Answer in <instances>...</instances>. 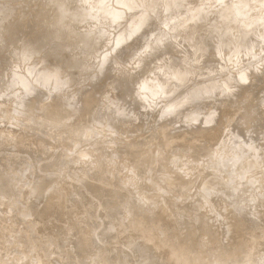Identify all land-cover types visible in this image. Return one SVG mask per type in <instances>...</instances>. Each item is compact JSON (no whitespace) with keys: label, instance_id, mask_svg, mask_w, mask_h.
<instances>
[{"label":"rangeland","instance_id":"1","mask_svg":"<svg viewBox=\"0 0 264 264\" xmlns=\"http://www.w3.org/2000/svg\"><path fill=\"white\" fill-rule=\"evenodd\" d=\"M48 1L0 0V22L4 21L1 23L4 34L0 38V264H193L191 259L196 258V255L188 259L178 258L179 250L189 247L199 248V253L203 254L207 250L206 253L211 251L208 253L211 255L206 254L205 263L200 260L201 264H206L209 258L214 257H219L214 258V261L219 260L217 264L226 258L231 261L235 258L233 264L263 263L264 207L263 210L261 208L264 206V187L261 191H254L255 181L252 177L255 176L256 180L264 179V164L254 170L257 163L251 161L254 167L245 173L235 171L238 162L233 160L250 157L248 159L254 158L255 161L259 152L264 153V74L259 73L253 84L249 85V81L246 83L251 87L247 89L244 100L236 98L234 101L229 100L231 103L225 101L226 105L221 104L223 107L217 104V107L210 106L205 110H201L202 105H197L192 108L191 112L195 115L192 120L189 117L179 120L168 117L170 110H165L177 100L179 93L191 87H206L214 82L222 87L229 79L243 76L249 80L251 74L262 70L264 32L246 34L244 39L241 38L239 29L234 26H241L243 22L231 19L232 16L236 18L238 10V14L234 12L231 17L224 16L225 21H231L229 25L214 21L179 40L170 38L164 42L167 48L164 53L160 51L148 55L147 67L150 68L146 75L158 73L167 61L175 59L176 65L188 67L196 79L178 83L177 88L169 91L166 96L161 92L156 96L157 82L154 77H150L151 81L148 79V83L141 84L139 89L136 83L141 79V74L136 75L139 69L133 68L130 63L132 58L135 60L147 55V49L156 39L153 34L164 33L168 29L167 19L169 22L172 13L163 11L159 19L155 18L157 22L151 19L153 16L147 17L148 12L140 7L138 0H54L55 4L63 2L72 10L82 6L91 14L80 29L70 31L66 36L53 29L58 15L48 13ZM152 1L163 7L165 5L166 8L183 3L181 11L177 9L175 13L181 16L187 14L185 10L190 9L189 4L195 8L194 5L200 6L211 0H184L186 3H180V0H176L177 3L175 0ZM75 11L77 12L66 17L69 27L79 20L78 13L81 10ZM253 14V11L250 12L246 20L254 18ZM42 17L48 19L49 23L43 20L42 24L39 20ZM12 20L16 22L13 23ZM258 21L263 23L264 17ZM97 36L104 38V44L101 42L103 45L90 44ZM176 44L188 49H180ZM233 45L236 47L235 51L230 50ZM221 46L222 50L219 49ZM3 47L9 50L5 51ZM46 59L50 61L47 62ZM154 60H157L156 64L151 67ZM43 65L45 68H42ZM47 65L49 68H46ZM50 67L52 70L59 67L57 70H60L61 78L67 81L51 88L48 81H53L55 76L42 71H52ZM20 68L26 72L22 79L17 74ZM114 68H118L116 70L124 73L125 77L118 79ZM207 69L211 71L208 72ZM83 71L89 72L86 74ZM14 74H17L16 82ZM144 75L142 76L145 77ZM116 80L119 81L115 82ZM28 87L33 90L29 91ZM106 92L110 96L133 103L130 105L131 110L133 108L136 112L140 106L134 104L139 102L142 93L147 94L150 97L147 102L151 105L144 112L146 117L142 118L140 125L136 122L135 128H124L128 133L114 136L116 134L105 127L98 128L100 124H96L90 114L84 113L81 116L78 113L71 118V114L64 110L62 103L68 96L71 97L73 106H84L90 99L88 102H96L92 106L96 107L105 99ZM258 107H261L260 110ZM94 109L92 112L98 110ZM214 115V123L200 126L199 122L212 119ZM133 129L134 132L130 133ZM79 132L87 134L86 138ZM108 134L114 136V139L117 137L118 143H113L116 140L111 142L114 139ZM103 135L104 143L101 140ZM225 144H230L231 160L225 167L217 163L210 164L208 157L195 161H187V157H182L202 150L205 145L214 157H219ZM256 147L260 149L259 152ZM99 151L102 153L100 156ZM204 151L203 154L207 153ZM95 153L104 160L97 159ZM89 154L91 158L96 157V162H89ZM78 158L80 165L76 163ZM81 160L84 161L82 164ZM223 176L237 179L234 186L248 185V193L256 192L262 197L255 204L247 203L248 195L236 191L241 186L235 188V191H228L217 184V178L224 184ZM202 179L211 181L210 191L205 189ZM171 185L176 189H170ZM155 191H173L171 197H167L162 213H158L156 199L145 197V194H155ZM122 195L126 196L124 201H117ZM226 198L229 200H225ZM146 220L149 224L143 223ZM246 229H250V233ZM141 233L150 236L146 238ZM250 242H254V246ZM172 244L174 247H171ZM170 247L174 253L170 252ZM175 247L179 248L178 252L177 249H172ZM213 253L216 256L208 257L213 256ZM228 254L233 257L230 258ZM199 259L196 258L197 262H200ZM224 260L223 264L227 261L232 264L230 260L226 259L225 263ZM214 261L210 260L209 264H215ZM197 262L194 260V264Z\"/></svg>","mask_w":264,"mask_h":264},{"label":"bare ground","instance_id":"2","mask_svg":"<svg viewBox=\"0 0 264 264\" xmlns=\"http://www.w3.org/2000/svg\"><path fill=\"white\" fill-rule=\"evenodd\" d=\"M39 1V0H38ZM73 1V0H72ZM176 1V0H175ZM189 1V0H188ZM11 2V1H10ZM75 2V1H74ZM136 2V1H135ZM137 2H139V4H140V7L145 11V12H148V15H147V17H150V16H153L151 19H154L155 20V18L156 19H159V17H161V15H162V12L163 11H169L170 13H172V14H170L171 16H170V19H169V22H168V19H167V24H166V27H168V29H169V32L167 33L166 31H168V29L166 30L165 28H164V30H166L164 33H155V34H153V37H155L156 39L151 43V46H150V48L149 49H147L148 51L146 52V54L147 55H145V56H141L139 59H135V60H133V58H132V60H131V66L133 67V68H135V69H139V72L137 71V74L136 75H138V74H141V79H139V81L136 83V85H137V87H139V89H141V84H145V83H148V79L150 78V77H154V79H155V81L157 82V83H155L156 84V96L161 92V93H164V96H166V94L167 93H169V91L170 92H172V91H174V90H172V89H176L177 88V84L178 83H183V82H187V81H194V79H196V78H194V76L190 73V72H192V71H190V69L188 68V67H183V66H179V65H176L175 63H174V61H175V59H172V60H169V61H165L166 63L161 67V70L158 72V73H156V74H154V75H152L151 73H149L148 75H146V72H147V70H148V68H150V67H147L148 65V63H149V59L147 58L148 57V55H151V54H155V53H159L160 51H162L163 53L166 51V49L167 48H165V45H164V42H166V41H168L170 38H172V39H176V40H179V39H181L182 38V36H188L189 34H192V33H194V31L196 30H201L202 28H204V26L205 25H207L208 26V24L210 23V24H212L211 22H214V21H216L217 23L219 22V23H225L226 25H229L230 23H231V21H230V23H229V21L227 20V21H225L223 18H224V16H232V14L234 13V12H236L237 14H238V10H239V14L236 16V18L235 17H231V19H232V21H238V20H241L242 22H243V25H241V26H234L236 29L238 28L239 29V35H240V37L241 38H245V35L246 34H261V33H263L264 32V22L263 23H259V21H258V19H260V18H263L264 17V0H211V1H208L206 4H202V5H200V6H196V5H194V7L195 8H192V5H190L189 4V6H191V7H189L190 9H188V10H185V9H183V10H185V11H187L186 13V15H179V13L178 14H176L175 15V13H176V11H178L181 7H183V3L182 2H184V3H186L184 0H180V3H182L181 5L179 4L178 6H176V5H174L173 4V6L174 7H171V8H166L167 6H165L164 5V7L166 8V10H165V8L163 7V6H161V4H158V3H156V2H154V1H152V0H138ZM136 2V3H137ZM178 1H176V3H177ZM202 2V1H201ZM45 3V2H44ZM73 3V2H72ZM192 4V3H191ZM67 5H69L68 3H67ZM188 5V4H187ZM47 6L50 8V9H48L49 10V12L48 13H52V12H54V13H57V22H56V24H54L53 25V29L54 30H57V31H61V33H63L64 35H66V36H68V34H70V31H73V30H77V28H79V27H81L82 26V24L84 25L86 22H87V20H89L90 19V17H91V14H89V13H87L84 9H83V7L81 6V7H77L76 9H80L81 11L78 13V21L77 22H75V23H72L71 25V27H69V25L70 24H67L66 23V17H68V16H70V14H74V13H76L77 11H75V10H72V8L71 9H69L68 7H70V6H66L63 2H57L56 4H55V1L54 0H49L48 1V3H47ZM139 6V5H138ZM47 8V7H46ZM45 8V9H46ZM51 8L53 9V10H51ZM164 8V9H163ZM176 8V9H175ZM44 9V8H43ZM42 9V10H43ZM178 9V10H177ZM182 9V8H181ZM181 9H180V11H181ZM41 10V9H40ZM41 10V11H42ZM46 11V10H45ZM254 12V14L253 15H255L254 16V18H252V17H250V20H246L247 19V15L250 13V12ZM167 12H164L165 14H167ZM163 13V14H164ZM44 14V13H43ZM53 14V13H52ZM51 14V15H52ZM39 15H42L41 13L39 14ZM50 15V16H51ZM55 15V14H54ZM46 16H48V15H46ZM45 16V17H46ZM110 16V15H109ZM108 16V17H109ZM15 17V16H14ZM41 17V16H40ZM39 17V18H40ZM47 18V17H46ZM36 19V18H35ZM42 19V20H41ZM41 19H39L40 21H42L41 23L43 24L44 22H43V20L45 21V22H47V23H49V20L48 19H44L43 17L41 18ZM150 19V21H154V20H151ZM2 22H0V38H1V36L4 34V28H3V26H2V24L1 23H3L4 21L3 20H1ZM10 21V20H9ZM155 21H157V20H155ZM11 22H13V20L11 21ZM16 22V21H15ZM15 22H13V23H15ZM58 22H59V24H58ZM109 22V21H108ZM148 22V21H147ZM158 22V21H157ZM19 23V22H18ZM39 23V22H38ZM38 23H36V24H38ZM41 23L39 24V25H41ZM141 23V22H140ZM143 23H144V21H143ZM142 23V24H143ZM229 23V24H228ZM8 24H10V23H8ZM108 24V23H107ZM139 24V23H138ZM137 24V25H138ZM147 24V23H146ZM209 24V25H210ZM38 25V26H39ZM47 25V24H46ZM51 25V24H50ZM103 25V24H102ZM11 26H13V25H11ZM36 26V25H35ZM139 26H140V24H139ZM138 26V27H139ZM40 27V26H39ZM47 27H48V25H47ZM47 27H45V29L47 28ZM165 27V26H164ZM206 27V26H205ZM210 27H212V26H210ZM69 28H71V30H69ZM208 28V27H207ZM80 29V28H79ZM237 29V30H238ZM14 30V29H13ZM43 30V29H42ZM49 30V29H48ZM47 30V31H48ZM163 30V31H164ZM157 31V30H156ZM154 32H155V30H154ZM153 32V33H154ZM159 32V31H158ZM199 33V32H198ZM13 34V33H12ZM47 34V33H46ZM48 35V34H47ZM96 35H98V34H96ZM100 35V34H99ZM10 36V35H9ZM52 36V35H51ZM10 38V37H9ZM48 38L49 39H51L49 36H48ZM152 38V37H151ZM5 39H6V37H5ZM10 40V39H9ZM152 40V39H151ZM8 41V39H6V42ZM51 41V40H50ZM103 41V42H102ZM108 41V40H107ZM5 42V41H4ZM5 42V43H6ZM101 42L104 44V42H105V40H104V38L103 37H101V36H97L96 38H94V39H92L91 41H90V44H92L93 46L94 45H99V44H101ZM52 43V42H51ZM233 43V42H232ZM54 44V43H53ZM72 44V43H71ZM103 44H101V45H103ZM108 44V43H107ZM231 44V43H230ZM234 44V43H233ZM232 45V44H231ZM9 46H11V45H9ZM54 46H56V45H54ZM119 47H121V46H119ZM176 47H178V48H180V49H182L183 47L182 46H179V45H177L176 44ZM225 47V46H224ZM4 48V47H3ZM6 48V47H5ZM5 48H4V50H5ZM222 48H223V46H221V48H219L220 50H222ZM27 49H28V47H27ZM54 49H56L55 47H54ZM183 49H188V47H185L184 46V48ZM9 50V49H8ZM8 50H5V51H8ZM57 50V49H56ZM231 51H235L236 50V47H235V45H233V47L230 49ZM247 50V49H246ZM13 51V50H12ZM27 51V50H26ZM36 51V50H35ZM58 51V50H57ZM177 51V50H176ZM24 53H25V48H24V51H23ZM28 52V51H27ZM38 52H40L39 50H38ZM17 53H18V51H17ZM20 53V52H19ZM18 53V54H19ZM22 53V52H21ZM29 53V52H28ZM62 53V52H61ZM142 54V53H141ZM22 55H25V54H22ZM157 55V54H156ZM192 55H194V54H192ZM197 55H198V53H197ZM17 56V55H16ZM65 56V55H64ZM63 56V57H64ZM12 58V57H11ZM59 57H57V59H58ZM105 58V57H104ZM108 58V57H107ZM162 58V57H161ZM63 59V58H62ZM151 59H152V57H151ZM47 60V59H46ZM49 60V59H48ZM48 60H47V62H48ZM53 60H54V58H53ZM60 60V59H59ZM65 60V59H64ZM76 60H77V58H76ZM42 61V60H41ZM50 61V60H49ZM56 61V60H55ZM73 61V60H72ZM71 61V62H72ZM157 60H154V61H152L151 62V67H152V65L154 64H156L155 62H156ZM69 62V61H68ZM7 63H11V62H7ZM52 63V62H51ZM100 63V62H99ZM171 63V64H170ZM70 64V63H69ZM93 64V63H92ZM18 65V64H17ZM20 65V64H19ZM44 65H46V64H44ZM43 65V66H44ZM51 65V64H50ZM72 65V64H71ZM8 66H9V64H8ZM48 66V65H47ZM117 66V65H116ZM12 67V66H11ZM89 67H91V66H89ZM98 67V66H97ZM8 68V67H7ZM42 68H45V66L44 67H42ZM46 68H49V66L48 67H46ZM51 68V67H50ZM57 68V67H56ZM121 68V67H120ZM119 68V69H120ZM9 69V68H8ZM29 69V68H28ZM31 69V68H30ZM57 69H59V67L57 68ZM57 69H55V70H52V68H51V70L52 71H50V70H42V71H45V74H46V72H49L50 74H52L53 76H55L54 77V80L53 81H48V84H50V86H51V88L52 87H54V86H57V85H60V84H62V83H64L65 81H67L66 79H64V78H61V75H60V70H57ZM116 69H118V68H114V73H115V76L116 77H119L118 79H120V78H122V77H125V76H123V74L124 73H121V71H120V73H119V70H116ZM90 70H92V68H90ZM89 70V71H90ZM94 70H95V68H94ZM26 71H28V70H26ZM79 71V70H78ZM88 71V72H89ZM100 71H101V69H100ZM151 71V70H150ZM149 71V72H150ZM207 71L208 72H210L211 70L210 69H207ZM80 72H82V70L80 71ZM84 72V71H83ZM88 72H84V73H88ZM91 72V71H90ZM8 73V72H7ZM25 71L22 69V68H20V70H19V72H17V74H19L18 76H20V78L22 79L23 77H25L26 75H25ZM97 73V72H96ZM203 73H204V70H203ZM259 73H262V74H264V66L262 67V70H259V71H257V73H255V74H251L249 77H248V79L249 80H247V78L246 77H244L243 78V76L242 77H237V78H232V79H229V82H226V83H224V85L222 86V87H219L218 86V83H210L208 86H206V87H196V86H194V87H191L190 89H187V90H185V91H183L182 93H179L180 95H178V96H176V98H177V100L176 101H174L173 103H171V104H169L168 105V108L165 110V111H168V110H170V112H169V114H168V117H171V118H178V120H179V118H191V119H189V120H192V119H194V117H195V115L193 114L194 112H191L192 111V108H194V107H196L197 105H199V106H201L202 105V107L204 108H202L201 110H205V109H207V108H209L210 106H216L217 107V104H218V106H220L221 104L222 105H224L225 103V101H229V100H235L236 98H238L237 100H239V99H245L246 98V94L248 93V90L247 89H249L251 86H249V85H251V84H253V82H255L256 81V78L259 76L258 74ZM5 74V73H4ZM17 74H14V76H15V78H14V81L15 80H17ZM29 74V73H28ZM44 74V75H45ZM104 74V73H103ZM112 74H113V72H112ZM143 74H145L144 76L145 77H143L142 75ZM194 74V73H193ZM205 74V73H204ZM51 75V76H52ZM126 75V74H125ZM5 76V75H4ZM50 76V77H51ZM63 76H65V74H63ZM49 77V78H50ZM143 77V78H142ZM152 77V78H153ZM83 78V77H82ZM69 79V78H68ZM81 79V78H80ZM130 79V78H129ZM38 80H41V79H38ZM37 80V81H38ZM73 80H74V78H73ZM150 80V79H149ZM36 81V82H37ZM42 81V80H41ZM72 81V80H71ZM75 81V80H74ZM73 81V82H74ZM119 80H116L115 82H118ZM129 81V80H128ZM151 81V80H150ZM249 81V85L248 84H246L247 82ZM6 82V81H5ZM8 82V81H7ZM16 82V81H15ZM40 82V81H39ZM81 82V81H80ZM91 82V81H90ZM173 82H175V83H173ZM41 83V82H40ZM43 83V82H42ZM47 83V82H46ZM68 84V83H67ZM72 84V83H71ZM91 84V83H90ZM73 85V84H72ZM71 85V86H72ZM78 85V84H77ZM76 85V86H77ZM166 85V86H165ZM170 86V88L168 89H166V87L167 86ZM246 85H248L249 87L247 88V86ZM153 86V85H152ZM136 87V86H135ZM145 87V86H144ZM2 88V87H1ZM0 88V89H1ZM4 88V87H3ZM5 88H7V87H5ZM4 88V89H5ZM68 88H69V86H68ZM72 89L73 88H75V87H71ZM151 88V87H150ZM28 89H29V91H31V90H33L32 88H30V87H28ZM114 90L116 89V88H113ZM70 90V89H69ZM69 90H67V91H69ZM145 90H146V88H145ZM155 90V89H154ZM153 90V91H154ZM75 91H76V89H75ZM75 91H74V96H75ZM168 91V92H167ZM69 92H71V90L69 91ZM250 92V91H249ZM70 94V93H69ZM68 94V95H69ZM71 94H73V93H71ZM67 95V94H66ZM67 95V96H68ZM106 95V96H105ZM105 99L103 100V99H101V100H103L99 105H97L96 107H92V106H94L95 104H96V102H88L90 99H88L87 101H86V103H84V106H73V104L70 102L71 101V97L70 96H68L67 98H65V100H64V102L62 103L64 106V110L65 111H67L69 114H71V118H73L75 115H77L78 113H79V115H83L84 113L85 114H90L91 116H93V119L95 120V122H96V124H97V122L100 124V125H98L99 127L98 128H100V126H103V127H105L108 131H110L111 133H114V134H116V135H114V136H117L119 133H123V132H127L126 131V129L124 130V128H126V127H128V126H134V128H135V125H134V123H136V122H139V125H140V123H141V121L143 120L142 118L144 117H146V115L144 114V112L145 111H147L149 108H147V107H149L151 104H149L148 102H147V100L150 98L147 94H145L144 95V93H142L141 94V96H140V100H139V102L137 103V104H134V105H139L140 106V109L136 112V111H134L133 110V108H132V110H131V106L130 105H132V104H130L128 101H126V99H120V98H116V97H113V96H110L109 95V92H106L105 93ZM144 95V96H143ZM73 96V97H74ZM70 98V99H69ZM77 98V97H76ZM96 99V98H95ZM79 100V99H78ZM77 100V101H78ZM235 101V102H238V101ZM133 101H135V100H133ZM83 102V101H82ZM136 102V101H135ZM230 102V101H229ZM228 103V102H227ZM231 103V102H230ZM233 103V102H232ZM75 105V104H74ZM221 105V106H222ZM226 105V104H225ZM230 105V104H229ZM263 106H264V104H262ZM261 106V105H260ZM223 107V106H222ZM221 107V108H222ZM230 107V106H229ZM229 107H227V108H229ZM98 109L97 111H93L92 112V110L93 109ZM211 108V107H210ZM244 108V107H243ZM259 108H261V107H258L257 109H259ZM94 109V110H95ZM156 109V108H155ZM215 109V108H214ZM257 109H256V111H257ZM164 110V109H163ZM162 110V111H163ZM260 110V109H259ZM259 110H258V112H259ZM262 110H263V107H262ZM252 111H255V110H252ZM206 112V111H205ZM261 112V111H260ZM253 113V112H252ZM264 113V112H263ZM254 114V113H253ZM252 114V115H253ZM256 114V113H255ZM81 115V116H82ZM204 115H205V113H204ZM216 115H217V113H216ZM216 115H214V117L212 118V119H208V120H205V119H203V121L202 122H199V124H200V126H201V124L203 125V124H211V122H213L214 123V121H215V116ZM251 116V115H250ZM206 117V116H205ZM198 118H199V116H198ZM97 119H98V121H97ZM201 119H202V117H201ZM207 119V118H206ZM198 120V119H197ZM100 121V122H99ZM50 122H54V121H51L50 120ZM147 122L145 121V124H146ZM53 125V124H52ZM84 125V124H83ZM147 125V124H146ZM216 125V127L218 126V123L217 124H215ZM97 126V125H96ZM67 127V126H66ZM86 127V126H85ZM137 127V126H136ZM64 128V127H63ZM95 128H97V127H95ZM83 129V128H82ZM86 129V128H85ZM84 129V130H85ZM101 129H103V128H101ZM132 129V128H131ZM258 129V128H257ZM74 130V129H73ZM88 130V129H87ZM107 130H104L103 129V131H105V132H108ZM137 129H135V131H136ZM79 131H81V130H79ZM83 131V130H82ZM138 131V130H137ZM71 132V131H70ZM87 131H85V133H86ZM94 132V131H93ZM97 132V131H96ZM100 132V131H99ZM109 132V133H110ZM130 133L131 132H134V129L131 131H129ZM139 132V131H138ZM198 132V131H197ZM79 133H81V132H79ZM78 133V134H79ZM88 133V132H87ZM128 133V132H127ZM262 133V132H261ZM81 134H83V132L81 133ZM125 134V133H124ZM74 135V134H73ZM86 135L87 134H83V136L86 138ZM97 135V134H96ZM106 135V134H105ZM105 135H103V139H101L102 140V142L103 141H105L104 140V136ZM109 136H110V134H108ZM107 135V136H108ZM112 135V134H111ZM261 135V134H260ZM82 136V137H83ZM109 136H108V138H109ZM114 136L112 137V136H110L111 137V139H114ZM165 136H167V135H165ZM81 137V138H82ZM99 137V136H98ZM119 137V136H118ZM168 137V136H167ZM95 138V137H94ZM101 138V137H100ZM117 138V137H116ZM116 138L114 139V140H111V142L112 141H115L116 140ZM210 138V137H209ZM263 138H264V136H262V140H263ZM105 139H106V137H105ZM110 139V138H109ZM109 139L107 140V143L109 142ZM166 139V138H165ZM170 139V138H169ZM196 139V138H195ZM198 139V138H197ZM260 139V138H259ZM83 140H85V139H83ZM120 139L118 138V141H119ZM161 140H163V141H166V140H164V139H161ZM168 140V139H167ZM210 140H211V138H210ZM213 140V139H212ZM76 141V140H75ZM90 141V140H89ZM98 141V140H97ZM207 141V140H206ZM2 142V141H1ZM111 142L109 143V144H111ZM120 142H121V140H120ZM119 142V143H120ZM209 142V141H208ZM212 142V141H211ZM100 143V142H99ZM104 143V142H103ZM102 143V144H103ZM106 143V144H107ZM113 143H118L117 142V140L115 141V142H113ZM166 143V142H165ZM74 144V143H73ZM169 144V143H168ZM98 145V144H97ZM97 145H96V147H97ZM112 146H113V144H111ZM226 146L225 147H223L224 148V150H222L221 151V155H219V157H214L212 154H211V151H210V149L208 150L207 149V147H206V145L203 147V148H201L202 150H196V151H194V152H192V153H190V155L189 156H182V157H187L188 159H187V161H195V160H197V159H199V158H205V157H208V160H209V162H210V164H212V163H217L218 165H221V166H227V164L228 163H230L231 162V160H230V154H229V151H230V144H225ZM23 146V145H22ZM77 146V145H76ZM79 146V145H78ZM107 146V145H106ZM25 147V146H24ZM27 147V146H26ZM64 147V146H63ZM91 147V146H90ZM93 147H95V146H93ZM102 147V146H101ZM262 147V146H261ZM72 148V147H71ZM100 148V147H99ZM103 148H104V145H103ZM232 148V147H231ZM257 148V147H256ZM255 148V149H256ZM101 149V148H100ZM188 149H190L189 147H188ZM259 148H257V150H258ZM87 150V149H86ZM203 150H205V151H207V153H202V151ZM260 150V149H259ZM259 150H258V152H259ZM262 150V149H261ZM72 151V150H71ZM82 151H83V149H82ZM204 151V152H205ZM70 152V151H69ZM257 152V153H258ZM100 151H99V156H100ZM96 154V153H95ZM102 154V153H101ZM128 154L129 153H127L126 154V156H128ZM256 154V153H255ZM87 156H88V154H86ZM98 155L96 154V156H97V159H103V157H98ZM119 155V154H118ZM123 156L122 157H124V155H125V153H123L122 154ZM87 156H84L83 155V157H87ZM89 159L91 160V159H93V160H95V158H91V155L89 154ZM94 156V155H93ZM92 156V157H93ZM258 156H260V157H258ZM141 157H143V153H142V156ZM146 157V156H145ZM258 157V158H257ZM257 157H256V159H255V161H254V158L253 159H248V158H250V157H248V158H241V159H238V160H236V159H234L233 161H237L238 162V167L237 168H235V171H238V172H240V171H244L245 173H247V172H250L252 169H253V167H254V165H252V162L254 163V162H256L257 163V167H255L254 168V170H258L260 167H261V165L262 164H264V153H262V152H259L258 154H257ZM88 158V157H87ZM117 158H118V156H117ZM169 158H170V156H169ZM252 158V157H251ZM81 159H82V157H81ZM89 159H87V160H89ZM96 159V160H97ZM17 160V159H16ZM80 160V158H78L77 160H76V163L78 164V161ZM83 160V159H82ZM81 160V164H82V162H84V161H86L85 159H84V161H82ZM89 160V162H96V160L95 161H93V160H91L90 161ZM104 160V159H103ZM140 160V159H139ZM138 160V161H139ZM99 161V160H98ZM142 161V160H141ZM252 161V162H251ZM16 162V161H15ZM144 162V161H143ZM105 163V162H104ZM234 163V162H233ZM89 164V163H88ZM93 164V163H92ZM92 164H90V165H92ZM108 164V163H107ZM255 164V163H254ZM78 165H80V164H78ZM87 165V164H86ZM99 165V164H98ZM234 165V164H233ZM82 166V165H81ZM85 165H83V167H84ZM88 166V165H87ZM263 167V166H262ZM90 169V168H89ZM109 169V168H108ZM101 170V169H100ZM103 170V169H102ZM115 170V169H114ZM96 171V170H95ZM104 171H105V167H104ZM103 171V172H104ZM218 171V170H217ZM234 171V170H233ZM113 173H115L114 171H112ZM125 172V171H124ZM215 172H216V169H215ZM241 172V173H242ZM96 173V172H95ZM100 173V172H99ZM183 173V172H182ZM237 173V172H236ZM235 173V174H236ZM244 173V175H246ZM251 174V173H250ZM178 175H180L179 173H178ZM229 175V174H228ZM236 175H239V173L238 174H236ZM243 174H241V176H242ZM231 177V176H230ZM233 177V176H232ZM238 177V176H237ZM243 177V176H242ZM245 177V176H244ZM252 177V176H251ZM250 177V178H251ZM263 178V177H262ZM119 179V178H118ZM208 179V178H207ZM222 179H224V184H221V182H220V179L219 178H217V179H215V181H218L217 182V184H219L220 186L222 185V186H224V188L226 189V190H233V191H235L234 189L235 188H237V187H240L238 190H236L237 192H239V193H241V194H247L248 195V197L246 198V202L247 203H249V204H252L253 202V204H255L256 202L255 201H257L259 198H261L262 196H258V194L256 193V192H253V193H248L247 191H246V187H248V185L246 186V185H238V186H234L233 185V183L234 182H236L237 181V179H235V180H233V179H229L228 177H226V176H223L222 177ZM239 179V178H238ZM241 179V178H240ZM252 179L255 181V185L253 186V188H254V191H257V190H259V191H261L262 190V188L264 187V179H255V176L254 177H252ZM202 181H203V183H204V186H205V189L207 190V191H210L211 189H212V184H211V181H207L206 179H202ZM241 181V180H240ZM154 183V182H153ZM257 183V184H256ZM9 184V183H8ZM156 184V183H155ZM152 185H154V184H152ZM157 185V184H156ZM156 185H154V186H156ZM2 186V185H1ZM129 186V185H128ZM151 186V185H150ZM125 187V186H124ZM171 187H172V185H171ZM10 189V188H9ZM9 189H6V190H9ZM170 189H172V190H175L176 189V187L175 186H173L172 188H170ZM1 190V189H0ZM157 190V189H156ZM220 191V190H219ZM2 192V191H1ZM12 192V191H11ZM217 192V191H216ZM173 193V191H169V192H164V193H158V191H155V194H151V195H146L145 194V197L147 198V199H151V200H154V199H156L157 200V202H158V206H157V210H158V213H162V211H163V209L165 208V206H166V204H167V202H166V199H167V197L168 196H170L171 197V194ZM209 193V192H208ZM4 194V193H3ZM11 194V193H10ZM21 194V193H20ZM140 194V193H139ZM217 194V193H216ZM220 194V193H219ZM218 194V195H219ZM6 195H7V193H6ZM5 195V196H6ZM129 195V194H128ZM225 195V194H224ZM201 196V195H200ZM230 196H231V194H230ZM9 197V196H8ZM125 195H122V196H119L118 197V199H116L117 201H124V199H125ZM203 198V197H202ZM201 198V199H202ZM236 198V197H235ZM192 199V198H191ZM196 199H198V198H196ZM222 199V198H221ZM263 199V198H262ZM2 200V199H1ZM141 200V199H140ZM159 200V201H158ZM169 200V199H168ZM225 200H229V199H225ZM231 200V199H230ZM208 201V200H207ZM236 201V200H235ZM146 202V201H145ZM170 202V201H169ZM204 202V201H203ZM237 202V201H236ZM235 202V203H236ZM258 202V201H257ZM121 203V202H120ZM138 203V202H137ZM208 203V202H207ZM140 204V203H139ZM120 205V204H119ZM135 205V204H134ZM153 205V204H152ZM233 205V204H232ZM260 205H263V204H260ZM118 206V205H117ZM124 206V205H123ZM144 206V205H143ZM150 206V205H149ZM236 206V205H235ZM129 207H131V206H129ZM142 207V206H141ZM237 207V206H236ZM261 207V206H260ZM263 207L264 206H262V210H263ZM134 208H136V207H134ZM212 208V207H211ZM136 209H140V208H136ZM144 209V208H143ZM149 209V208H148ZM153 209V208H152ZM233 209V208H232ZM128 210V209H127ZM211 210V209H210ZM239 210V209H238ZM237 210V211H238ZM133 211H135L134 209H133ZM234 211V210H233ZM129 212V211H128ZM140 212V211H139ZM155 212H157V211H155ZM194 212V211H193ZM243 212V211H242ZM264 212V211H263ZM131 214V213H130ZM246 214V213H245ZM127 215V214H126ZM154 215H155V213H154ZM241 215V214H240ZM158 216V214L156 215V217ZM264 216V215H263ZM154 217V216H153ZM207 217V216H206ZM245 217V216H244ZM243 218V217H242ZM203 220V219H202ZM222 220V219H221ZM187 221V220H186ZM144 222H146V223H148V220H146V221H143V223ZM199 222V221H198ZM141 223V226H142V222H140ZM145 223V224H146ZM205 223V222H204ZM221 223V222H220ZM243 223V222H242ZM149 224V223H148ZM183 224V223H182ZM222 224V223H221ZM185 225V224H184ZM251 225H253V224H251ZM177 226V225H176ZM186 226V225H185ZM245 226V225H244ZM110 227V226H109ZM139 227H140V225H139ZM144 227V226H143ZM146 227V226H145ZM184 227V226H183ZM112 228V227H111ZM220 228V227H219ZM248 228V227H247ZM140 229H142V228H140ZM178 229V228H177ZM242 229V228H241ZM258 229V228H257ZM143 230V229H142ZM145 231H146V228L144 229ZM247 230V229H246ZM245 230V231H246ZM111 231V230H110ZM145 231H143L144 233H145ZM192 231V230H191ZM245 231H242V232H245ZM248 232L249 231H251L250 229L249 230H247ZM255 231V230H254ZM112 232H114V231H112ZM147 232V231H146ZM4 233V232H3ZM208 233H209V231H208ZM250 233V232H249ZM248 233V234H249ZM141 234H143V233H141ZM192 234V233H191ZM196 234V233H195ZM244 234V233H243ZM243 234H242V236H243ZM247 234V235H248ZM252 234V233H251ZM143 235H145V234H143ZM205 235V234H204ZM245 235V234H244ZM261 235V234H260ZM146 236V235H145ZM148 236H150V235H148ZM148 236H146V238H148ZM192 236V235H191ZM193 236H194V234H193ZM200 236V235H199ZM215 236V235H214ZM220 236V235H219ZM250 237H251V235H249ZM258 236V235H257ZM256 236V237H257ZM264 236V235H263ZM142 237H144V236H142ZM145 238V237H144ZM145 238V239H146ZM180 238V237H179ZM178 238V239H179ZM190 238V237H189ZM194 238H197V237H194ZM213 238V237H212ZM212 238H211V240H212ZM252 238H254V237H252ZM252 238H251V240H252ZM264 238V237H263ZM149 239H151L150 237H149ZM183 239V238H182ZM191 239H193V238H191ZM190 239V240H191ZM245 239V238H244ZM257 239V238H256ZM260 239H262V238H259V239H257V240H260ZM144 240V239H143ZM186 240V239H185ZM188 240V239H187ZM246 240V239H245ZM150 241V240H149ZM247 241V240H246ZM176 242V241H175ZM177 242H179V241H177ZM205 242V241H204ZM214 242H215V240H214ZM249 242V241H248ZM247 242V243H248ZM166 243V242H165ZM167 243H169V244H171L169 241H167ZM166 243V244H167ZM173 243H174V241H173ZM184 243H186V242H184ZM187 243H188V241H187ZM241 243V242H240ZM246 243V244H247ZM253 243V246H254V242H252ZM251 242H250V244H252ZM179 244V243H178ZM197 244V243H196ZM210 244V243H209ZM223 244V243H222ZM245 244V243H244ZM243 244V245H244ZM258 244V243H257ZM174 244H172L171 245V247H174L173 246ZM214 245V244H213ZM255 245H256V243H255ZM164 246H165V244H164ZM180 246V245H179ZM182 246H185V245H182ZM187 246L189 247V244H187ZM190 246H192V245H190ZM198 246V245H197ZM171 247H170V252L172 251L171 250ZM176 247H178V245H177V243H176ZM172 248V249H174V251H176V249L177 248ZM195 247V246H194ZM237 247V246H236ZM183 248V247H182ZM185 248V247H184ZM168 249V248H167ZM179 249V248H178ZM178 249H177V252H178ZM201 249V248H200ZM205 249V248H204ZM208 249V248H207ZM258 250V249H257ZM169 251V250H168ZM199 248H198V250L197 249H195V248H193V247H189V248H185V249H181V251L179 250V254H180V256H181V258H180V256L178 257L179 259H182V257H183V259H188V258H191V257H193L194 255H196L195 257L197 258H200L199 259V261L201 260V261H207V260H205V259H207V258H205V256H207L206 254H208V253H210V252H208V253H206V252H204V254L201 252V253H199ZM224 251V250H223ZM240 252L241 251H243V250H239ZM215 252V251H214ZM216 252H217V250H216ZM215 252V253H216ZM227 252H229V251H226V253ZM245 252V251H244ZM247 252V251H246ZM245 252V253H246ZM252 252V251H251ZM171 253H174L173 251L171 252ZM233 253V252H232ZM258 253V252H257ZM170 254V253H169ZM199 254H201V256L199 255ZM214 254V253H213ZM218 253H216V255H217ZM252 254V253H251ZM250 254V255H251ZM259 254V253H258ZM193 255V256H192ZM208 255H211V254H208ZM215 254L213 255V256H208V257H214V256H216ZM238 255V254H237ZM253 255V254H252ZM172 256V255H171ZM218 256V255H217ZM227 256H230V254H228ZM256 256H257V254H256ZM169 258H170V255L168 256ZM173 257V256H172ZM176 257V254H175V258H177ZM231 257H233L232 255L230 256V258ZM234 257H235V255H234ZM196 258H192L191 260H192V262H193V264H194V260L197 262V260H196ZM215 259L217 258V257H214ZM214 258L212 259V258H209V261L211 260V262H213L214 261ZM219 258V257H218ZM217 258V259H218ZM226 258V257H225ZM168 259V258H167ZM172 259H174V257L172 258ZM227 260H230V262H232V261H234L235 260V258H233L232 259V261H231V259H229V258H226ZM226 259L224 260V263L226 262ZM175 260V259H174ZM177 260V259H176ZM213 260V261H212ZM223 260H221L222 262H223ZM171 262H172V260H170ZM180 261V260H179ZM191 262L190 260H186V262ZM201 261L200 262H197V263H195V264H201ZM209 261L208 262H206V264L208 263L209 264ZM219 261V260H218ZM217 260L216 261H214L215 262V264H217L216 262H218ZM182 262V261H181ZM221 262V263H222ZM227 262H229V261H227ZM226 262V264H230V263H227ZM235 262V261H234ZM258 262H260V261H258ZM167 263V262H166ZM185 263V262H184ZM205 263V262H204ZM219 263V262H218ZM220 263V264H221ZM264 263V262H263ZM263 263H260V264H263ZM175 264V263H174ZM178 264V263H177ZM186 264V263H185ZM189 264V263H188ZM203 264V263H202ZM212 264V263H211ZM214 264V263H213ZM223 264V263H222ZM232 264H233V262H232ZM257 264H259V263H257Z\"/></svg>","mask_w":264,"mask_h":264}]
</instances>
